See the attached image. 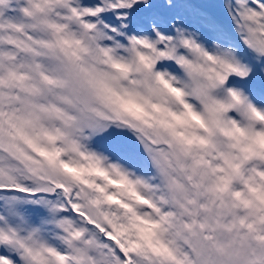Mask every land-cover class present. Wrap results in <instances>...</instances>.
Segmentation results:
<instances>
[{
  "label": "snow or ice",
  "instance_id": "obj_1",
  "mask_svg": "<svg viewBox=\"0 0 264 264\" xmlns=\"http://www.w3.org/2000/svg\"><path fill=\"white\" fill-rule=\"evenodd\" d=\"M0 264H264V0H0Z\"/></svg>",
  "mask_w": 264,
  "mask_h": 264
}]
</instances>
